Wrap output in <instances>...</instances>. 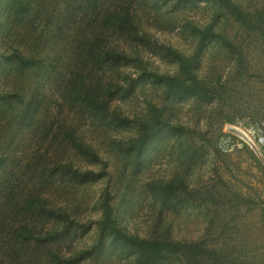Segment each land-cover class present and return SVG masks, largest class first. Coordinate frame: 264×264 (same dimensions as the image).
<instances>
[{"label": "rangeland", "instance_id": "obj_1", "mask_svg": "<svg viewBox=\"0 0 264 264\" xmlns=\"http://www.w3.org/2000/svg\"><path fill=\"white\" fill-rule=\"evenodd\" d=\"M30 1L35 10L27 18L5 11L0 16V90L34 94L43 104L36 120L19 130L9 126L16 122L12 114L0 113V147L17 131L9 142L15 141V150L3 153L9 157L5 172L26 190L37 186L52 205L64 207L89 227L70 230L53 248L66 258L93 249L108 190L120 227L132 234L203 243L219 258V263L210 259L204 264H264V37L247 32L213 0H134L135 22L149 40L140 44L111 29L104 34L107 45L139 51L150 71L187 78L176 56L155 43L162 44L190 59L196 77L221 93L212 99L176 96L167 94L163 84L148 81L127 96L105 95L112 108L130 119L153 123L160 109L173 125L139 154V124H104L67 96L75 61L84 57L83 44L91 46L98 36L92 18L78 14L62 29L70 0ZM234 2L246 11L264 10V0ZM207 29L219 36L205 37L202 31ZM15 51L45 57L47 64L39 71L21 72L6 59ZM112 78L113 71H108L105 81ZM62 126L74 129L97 160L61 143ZM57 157L92 173L77 179L48 169ZM36 159L40 164L34 168ZM36 168L40 177H34ZM161 182L183 183L196 199L182 190L159 193ZM41 224L48 228L54 222ZM73 264L138 262L133 254L106 248L100 256L93 252ZM159 264L191 260L174 255Z\"/></svg>", "mask_w": 264, "mask_h": 264}, {"label": "trees", "instance_id": "obj_2", "mask_svg": "<svg viewBox=\"0 0 264 264\" xmlns=\"http://www.w3.org/2000/svg\"><path fill=\"white\" fill-rule=\"evenodd\" d=\"M70 0L61 18L62 26H68L78 19V14L83 18L91 17L92 26L97 31L95 49L88 44H83L80 54L83 59L76 60L69 81L68 97L78 99L84 109L92 118L110 125H127L131 122L139 124L140 137L137 140L139 154L150 142L159 136L163 130H173V125L163 118L162 111L157 109V116L153 123L135 121L111 107L109 99L105 95L127 96L136 90L138 85L148 81L163 84L166 93L176 96H195L201 99H212L221 96L216 86L201 82L192 71L190 59L178 54L173 49L155 43L159 49L173 54L181 63V69L187 78L161 75L150 71L143 61L139 51H126L120 47L107 45L104 34L107 30H113L123 37H127L137 43L148 41V35L139 31L134 19L131 3L134 0ZM184 2H197L208 0H177ZM223 8L239 25L247 32L255 36L264 37V10L246 11L234 0H213ZM35 10L30 0H0V16L3 11L16 18H27ZM87 11H91L90 14ZM85 13V14H84ZM1 23V22H0ZM1 25V24H0ZM63 29V28H62ZM205 37L215 38L219 36L212 30L202 31ZM220 34V33H219ZM225 39V37L221 36ZM227 40V39H225ZM15 67L21 71L32 69L41 70L47 64L45 57L37 55H22L15 51L14 56L6 57ZM51 59V58H50ZM122 67L132 68L131 71L123 72ZM108 71H113V78L105 81ZM136 74V75H134ZM104 86L105 89H104ZM34 95V94H33ZM27 97L22 92H2L0 90V113L5 116L13 115L16 122L9 125L19 130L22 124H31L41 111L43 101L36 100L34 96ZM13 127V128H14ZM167 128V129H166ZM59 135L61 143H67L69 147L76 149L82 155L97 160L95 152L82 142L72 128L61 127ZM17 131L11 136L16 138ZM0 147V262L2 264H73L91 253L100 256L106 248L116 249L119 252H127L136 257L138 264H159L166 257L182 255L191 260V264L208 263L219 258L215 250L210 249L203 243H185L161 238H142L120 227L112 203V195L107 190L105 199L101 204L102 217L99 223L98 241L93 249H83L71 257H62L60 252L53 248V243L60 242L70 230L74 228H87L80 225L64 207L52 205L46 195L33 185L26 190L21 186L13 174H7L4 170L8 153L15 150V141L10 145ZM40 160L33 161L34 168L38 167ZM52 167L48 169L60 170L62 174L82 179L88 177L91 170L74 168L72 161H61L58 157L52 160ZM43 167L46 174L48 163ZM3 168V169H2ZM2 169V170H1ZM34 173V177L41 175ZM44 178V176H42ZM177 190L187 193V196H196L186 185L175 183H159L160 191L165 194H173ZM156 192V191H155ZM196 194V193H195ZM53 221L52 227H44L45 222ZM61 225V228H57Z\"/></svg>", "mask_w": 264, "mask_h": 264}]
</instances>
